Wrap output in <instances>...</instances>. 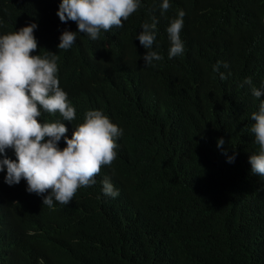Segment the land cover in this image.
Masks as SVG:
<instances>
[{"label": "trees", "instance_id": "1", "mask_svg": "<svg viewBox=\"0 0 264 264\" xmlns=\"http://www.w3.org/2000/svg\"><path fill=\"white\" fill-rule=\"evenodd\" d=\"M160 2L141 0L142 7L122 28L113 26L96 41L78 33L77 42L64 51L57 48L61 32L77 27L60 22V0H0V35L35 23L38 50L59 56L60 81L76 110L71 123L59 113H44L38 122L61 119L71 138L82 108L74 66L91 52L82 68L104 67L113 87L139 94L146 108L160 116L145 146L164 180L155 220L148 211L159 204L158 189L146 186L140 219L123 221L96 211L78 231L96 186L65 209L47 210L26 198L11 227L18 243L2 264H264V177L251 173L248 158L259 146L247 129L249 112L258 111L264 96L257 99L251 86L241 87L246 77L252 86H264V0H170L163 15ZM171 10L185 12V52L169 59ZM152 15L159 20V47L153 50L163 59L143 66L136 37ZM218 61L228 65L220 68L226 80L213 72ZM220 138L227 156L236 153L233 163L217 147ZM64 146L61 140L59 147ZM125 155L137 157V152Z\"/></svg>", "mask_w": 264, "mask_h": 264}, {"label": "clouds", "instance_id": "2", "mask_svg": "<svg viewBox=\"0 0 264 264\" xmlns=\"http://www.w3.org/2000/svg\"><path fill=\"white\" fill-rule=\"evenodd\" d=\"M141 7V0H60L57 17L63 24L74 22L77 31L63 30L57 48L69 50L78 33L96 41L113 26L122 28ZM170 8V0H161L162 15ZM184 16L183 10L170 11L166 29L169 59L185 52L181 37ZM158 23L155 15L150 16L136 37L142 46L143 66L162 62L163 57L153 50L154 45L159 47ZM36 29L31 23L0 35V264L7 250L18 243L11 227L25 208L26 198L38 200L36 206L42 202L47 210L65 209L96 186L90 211L78 231L91 222L96 211L110 212L123 221L138 220L146 211L144 187L158 189V201L164 189L158 166L145 146L146 136L159 126L160 116L146 108L139 94L113 87L104 67L82 68L91 52L80 56L74 66L82 101L81 122L68 138L62 121L75 120L76 110L60 81L59 56L46 50L44 55L40 53ZM221 66L228 67L218 61L213 72L226 80ZM252 84L251 77H246L241 87L251 86L253 97L260 99L264 86L258 89ZM44 113H59L62 121L38 122ZM247 129L259 146L258 153L248 158L251 173L264 177V100L260 99L258 111L249 112ZM61 140L63 148L59 147ZM224 143L220 138L217 147L226 155V162L233 163L236 153L227 156ZM131 149L137 157L125 155ZM159 211L160 201L148 213L155 220ZM158 225L160 232L164 231Z\"/></svg>", "mask_w": 264, "mask_h": 264}]
</instances>
